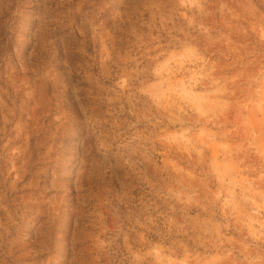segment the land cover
I'll use <instances>...</instances> for the list:
<instances>
[{
	"label": "rangeland",
	"instance_id": "374dc122",
	"mask_svg": "<svg viewBox=\"0 0 264 264\" xmlns=\"http://www.w3.org/2000/svg\"><path fill=\"white\" fill-rule=\"evenodd\" d=\"M9 25L0 264H264V0H17ZM71 28L99 44L98 126L60 70Z\"/></svg>",
	"mask_w": 264,
	"mask_h": 264
},
{
	"label": "trees",
	"instance_id": "16d2710c",
	"mask_svg": "<svg viewBox=\"0 0 264 264\" xmlns=\"http://www.w3.org/2000/svg\"><path fill=\"white\" fill-rule=\"evenodd\" d=\"M16 2L17 0H0V59H2V57H4L7 52L12 53V40L10 37L11 30L9 22ZM50 7H52V9L54 8V6ZM51 11L52 14L48 12V15H50V20L54 19L51 22L52 27L60 19L66 22V17L59 15L58 11ZM50 31L52 30H49L47 32ZM58 32V43L65 42L63 47H61V43H59L61 47V59L64 61V65H60V70L65 76L71 75L70 79L75 85L74 87H76L75 89L78 92V96L80 97L84 107L88 111L91 119H96L98 121L96 123V126H98L100 125L99 122H101L102 117L99 116L98 110H95V105L97 106L102 104V101H94L96 100V95L94 97L95 99H93L94 95L89 94V92L87 91V88H92L95 90V84H88V82L86 81V74L91 71L89 65L93 63L92 57H98L97 50L99 49V44L93 42L91 34L90 36L86 37V40L80 42V37L77 34V30H75L74 28L64 30V32L68 33H62L59 29L55 32L52 31L51 36L56 35V33ZM109 35L111 36V44L109 47L110 60L108 61V64H106V67L109 68V72L107 73H109L110 80H107L115 82L116 79H114V73L118 72L119 67L122 66L124 53L135 48L137 45L134 44V42L136 41L134 33H132L130 30L116 31L115 33L110 32ZM93 71L96 72V66L95 70L93 69ZM66 82L69 83L67 79ZM71 88L72 87L70 86V84H68L69 95H71ZM73 105L75 108H78L76 104ZM78 116L80 117V114H78ZM81 160L83 163H86L83 161L82 156ZM78 179L81 180V177ZM110 180L115 189H117L121 184H126V176L124 175V173L119 174L118 178H111ZM83 192L86 193L87 198H89V200L92 202L91 195L89 194V189H87V186L83 189ZM96 193H101V190L96 189ZM91 202L88 201V206H91Z\"/></svg>",
	"mask_w": 264,
	"mask_h": 264
}]
</instances>
